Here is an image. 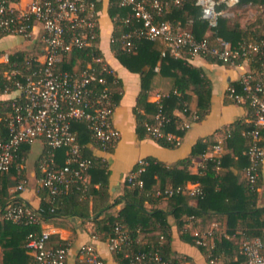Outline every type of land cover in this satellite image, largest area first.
I'll return each mask as SVG.
<instances>
[{
	"label": "built area",
	"instance_id": "obj_1",
	"mask_svg": "<svg viewBox=\"0 0 264 264\" xmlns=\"http://www.w3.org/2000/svg\"><path fill=\"white\" fill-rule=\"evenodd\" d=\"M180 1L173 0L175 4ZM238 1L195 0V4L201 8V18L212 29L216 27L218 18L225 15L224 8ZM20 2L0 0V30L23 40L38 39L40 53L29 56L21 66L16 62L9 63V55L0 53V63L10 65L2 73L9 82L6 89L11 88L10 93L14 94L9 97L11 110L0 117L6 127V135L0 134V174L8 173L11 177L13 164L17 169L22 166L24 157L20 156V163H16L21 146L31 145L33 140L40 139L47 151L38 159V189H46L50 195H56L70 184L78 183L85 192L93 158L84 156L83 145L78 142L73 124L84 123L90 131L88 146L103 152L110 151L120 138V132L112 121L116 106L113 70L100 55L92 56L91 62L81 68L74 66L68 70L60 65L64 54L97 45L95 3L93 0H25L21 7ZM118 5L128 6L131 10L130 15L123 19L128 30L116 39L125 51L131 50L137 40H158L164 46L161 56L182 57L186 53L190 58L209 56L231 65L237 64V60H250L263 52V40L243 42L232 48L221 38L197 39L190 28L157 20L156 16L166 7L165 0H119ZM36 25L38 29L34 37ZM96 63L98 67L93 65ZM238 82L241 92H236L233 86H228L227 91L235 101H247L253 108L254 127L242 131L243 135L251 137V143L244 151L249 159L244 172L247 181L253 183L264 158V146L256 143L259 128H264V58L259 61L258 68H248L243 72ZM167 95L159 93L153 100L157 110L152 121L145 124V135L154 140L164 138L177 145L180 136L163 130L168 118L162 111L161 99ZM187 127V123L179 125L181 130ZM224 139L225 136L212 145L214 154L210 158L218 159L222 155ZM59 149L64 153L62 164L57 160ZM147 165L145 158H139L137 167L125 176V180L132 186L141 187L143 182L139 176ZM18 174L17 171L14 188L7 191L6 204L0 208V221L40 226L39 230L31 229L26 235L25 249L31 257V264H66L69 246L52 243L51 231L43 225L39 214L30 205L16 200L21 197L26 184ZM179 193L195 197L202 194V188L198 183H189L163 191L166 196ZM197 222L198 219L192 215L184 218L185 226ZM218 228L216 223H212L206 228L192 227L189 232L194 244L203 248L209 264L219 261L212 252L213 238L221 233ZM139 244L119 223L115 224L113 235L107 240L111 252L123 251L127 264H169L162 258L159 248L144 249ZM238 254L243 258L239 264H264V229L262 236L242 237ZM75 256V264H105L93 243L81 244Z\"/></svg>",
	"mask_w": 264,
	"mask_h": 264
},
{
	"label": "trees",
	"instance_id": "obj_2",
	"mask_svg": "<svg viewBox=\"0 0 264 264\" xmlns=\"http://www.w3.org/2000/svg\"><path fill=\"white\" fill-rule=\"evenodd\" d=\"M93 1L95 9L98 10L99 0ZM165 2L164 11L157 15L156 19L168 21L174 26L186 27L185 25L189 24L190 30L197 39L203 37H208L209 40L221 38L229 42L232 48H236L243 42L264 41V26L263 30L252 32L249 35L246 29L239 24H230L225 16H221L218 18L216 27L211 29L207 22L201 18V8L195 4V0H181L179 4H175L173 0H165ZM118 3L119 0H110L108 8L109 16L113 21L110 46L114 56L123 66L129 71L137 72L140 75L141 89L133 110L137 136H144L145 124L152 121L153 115L157 110L156 103L148 100V96L155 93V91H151V80L156 74L173 79V85L167 92L168 95L161 99L162 111L168 118L163 130L182 136L183 130L179 129V119L173 111L179 109L186 116H193L194 120L203 118L209 108L210 83L204 76L202 69L191 65L185 57H175L170 54L161 56L160 51L164 46L158 40H137L131 50H123L116 39L128 30V24L124 23L123 19L130 15L131 10L128 6H119ZM238 5L263 6L264 0H239L233 6ZM5 34L8 33L0 30V37ZM31 55V53L17 50L9 54V63L16 62L18 66H21ZM94 55L101 56L96 44L92 47L74 49L63 55L60 65L63 69L68 70L74 66L81 68L90 63ZM205 58L218 63L229 64L209 56ZM263 58L264 45L262 54H255L254 58L247 60L249 69L258 68L259 61ZM239 61L237 60L236 62ZM93 65L98 67L97 63ZM9 66V64L0 63V117L5 116L11 110L10 98L1 97L5 95V92H11V88L6 89L9 82L4 79L2 74ZM155 67L158 68L157 71ZM229 86H233L236 92H241V86L238 81L230 83ZM113 91L115 102H117L120 98V80L118 78H116ZM190 93L196 96V106L192 112L188 107ZM240 103L247 106L253 114V108L247 101ZM72 127L76 131L78 142L83 145L84 156L93 158L92 165L88 169L89 184L85 192L82 191L80 184L72 183L56 195H50L46 189H38L37 195L40 198V203L34 211L39 214L42 221H50L63 215L87 218L90 216V201H92L95 216L94 222L97 224L99 231L105 232V235L108 236L107 239L112 237L113 228L116 223H119L134 240H138L139 235L146 238L144 242L138 240L141 247L144 249L159 248L162 258L171 263H176L178 257L171 256V236L168 232L167 223L168 215H172L176 219H179L182 215H185V217L192 215L196 218L211 215L225 216L227 234L231 235L238 228L242 234H235L238 237L250 238L263 235L264 205H257V189L260 187L262 178L261 169L259 168L258 176L253 183L248 182L246 177L239 179L235 172V170H244L249 165V159L242 150L248 148L251 143V137L243 135L242 131L250 130L254 127V114L251 122L245 124L237 120L223 132L225 136L223 145L234 151V154L225 153L218 159L208 158L204 160L203 167L196 174L191 173L186 168L185 161L183 163L184 166L178 168L177 166H168L160 161L147 158L148 165L139 176L143 182L142 186H132L124 180V191L120 198L114 202V204L123 202V206L115 215L107 212L114 205L109 204L108 201L110 196L107 186L108 170L105 164L93 155L91 148L88 146L91 141L90 131L84 123H74ZM0 134L6 135V127L3 120H0ZM156 141L162 146H174V143L164 138ZM210 143L207 140L197 141L191 150V156L204 153ZM256 143L264 146V128L262 127L259 128ZM210 145L212 146L213 143ZM29 147L30 145L21 146L16 163H20V156L25 159ZM46 151L47 147L43 145L39 156L35 160V175L37 177L39 176L37 169L38 159ZM24 159L21 160V165L24 163ZM63 159V149L57 150V160L60 164L63 163ZM17 171L20 173L18 177L23 178L24 167L21 166L20 169H17L15 164H13L11 174L16 176ZM10 178L8 173L0 174V208L6 204L8 199L7 188ZM187 182L198 183L202 188V194L192 197L195 201L194 205L188 202L191 196L180 193L170 196L163 194L164 189L167 187L175 188ZM155 185H157L156 188H154ZM157 191H159V194H157ZM162 197L167 198L168 210L157 207L147 208L145 206V203L155 204ZM16 200L26 203L21 197ZM177 223L178 228L181 230L180 237L197 246L194 244L191 235L182 228L184 219L177 220ZM31 229L38 230V226L0 221V264L28 263L25 243L26 235ZM161 236L162 239L160 238ZM239 241L240 239L234 242L233 239H230L229 236H224L222 233L216 234L213 238V255L221 257L223 264H239L243 259L238 254ZM197 247L203 251V248ZM112 253L120 264H127L126 258L123 257V251H113Z\"/></svg>",
	"mask_w": 264,
	"mask_h": 264
},
{
	"label": "crops",
	"instance_id": "obj_3",
	"mask_svg": "<svg viewBox=\"0 0 264 264\" xmlns=\"http://www.w3.org/2000/svg\"><path fill=\"white\" fill-rule=\"evenodd\" d=\"M24 4L25 0H21V7H23ZM109 4L110 0H99V9L97 10V47L100 50L103 61L113 70L116 78L120 80V98L116 102L112 116L113 124L120 132V138L115 146L108 152H103L96 147L91 148V150L93 155L98 158V160L102 161L108 170L107 186L110 194L108 201L109 204H114L115 200L119 199L124 191L125 176L137 167V161L139 158H145L146 160L147 158H152L165 165L177 166L178 168L184 166L183 163L185 161L186 168L191 173L196 174L199 172L204 160L210 158L214 154L211 150L212 146L210 144H214L218 139H222L224 136L223 132L235 121L240 120L241 123L245 124L251 122L253 114L247 106L234 101L227 93L229 84L237 82L243 72L249 68L247 60H240L237 64L231 65L218 63L200 56L190 58L184 53L182 57H185L191 65L200 67L204 76L210 83L211 93L207 113L200 120H194L193 116H186L179 109H175L173 113L179 119L178 124L187 123L188 127L183 130V135L180 136L179 144L172 147L162 146L156 140L145 134L142 137H138L135 131L136 121L133 110L141 89L140 75L137 72L129 71L123 66L111 50L110 44L113 32V21L108 13ZM188 27L190 28V26ZM37 29L38 25L34 28V37ZM17 50L25 51L26 53L32 51L34 54H39L40 43L38 39L35 38H32L31 41L23 40L21 37L12 34H5L0 37L1 54L6 53L9 55ZM172 85L173 79L171 77L161 76L159 74L154 75L151 80V91H155V93L149 95L148 100L153 101L159 93H167ZM12 95L14 94L9 93L1 97L9 98ZM195 106L196 96L193 93H190L188 101L189 110L191 112L194 111ZM199 140H207L211 143L207 146L204 153L191 156V150ZM244 151L245 149L242 150L243 153ZM225 153L233 155L234 151L223 145L222 154ZM260 169L262 178L260 187L257 189L258 206L264 205V158L261 162ZM244 170H235L239 179L245 177ZM28 177L23 173V178L26 180V184L24 190L21 191L20 196L33 209H36L40 203V198L37 195L38 177L35 175V166L31 177ZM29 181H32V184L27 185ZM189 183L192 182H187L185 184ZM156 187L157 185H155L154 188ZM188 202L191 205L195 204L192 197L189 198ZM122 206L123 202H118L112 205L107 212L108 214L115 215ZM145 206L147 208L157 207L164 210L169 209L166 197L159 198L155 204L145 203ZM94 218L92 201H90V216L87 218L63 215L50 221H44L43 225L48 226L51 231L50 241L54 244L60 242L69 246L70 251L66 264H75V252L83 243H93L105 264H120L118 259L108 248V236L105 235V232L98 230ZM184 218L185 215H182L179 219H176L172 215L167 216L168 232L171 236V256L178 257L176 263L169 262V264H209L204 251L180 237L181 230L178 228L177 220H182ZM197 219V223H193L189 226L182 225L183 230L189 235L192 227L195 228L200 226L201 228H206L210 224L216 223L219 227L218 229L221 230L220 232L229 236L234 242L242 238V236L238 237L235 235H242L238 228L231 235L227 234L225 216L211 215L203 218L198 217ZM39 229L40 226H38V230ZM93 235L95 238H93ZM137 239L141 242L146 240L142 235H139ZM27 264H31V257L29 255ZM216 264H223L221 257Z\"/></svg>",
	"mask_w": 264,
	"mask_h": 264
},
{
	"label": "rangeland",
	"instance_id": "obj_4",
	"mask_svg": "<svg viewBox=\"0 0 264 264\" xmlns=\"http://www.w3.org/2000/svg\"><path fill=\"white\" fill-rule=\"evenodd\" d=\"M225 17L229 20V23H237L242 28L246 29L248 34L250 35L252 32H259L263 30L264 26V5H238L232 6L228 8H224ZM185 28H189V24L185 25ZM31 54H34L32 51ZM43 148L42 141L40 139H35L30 145V148L25 156L24 163L22 164L24 167V173L27 177H31L32 171L34 168V162L36 158L39 156L41 150ZM28 177V178H29ZM16 178L11 174V178L9 179V189L14 188L16 184ZM32 184V181L28 182L27 185ZM9 192V191H8ZM1 251V249H0ZM1 256V252H0Z\"/></svg>",
	"mask_w": 264,
	"mask_h": 264
}]
</instances>
